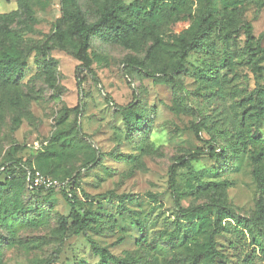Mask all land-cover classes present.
<instances>
[{"label":"rangeland","instance_id":"rangeland-1","mask_svg":"<svg viewBox=\"0 0 264 264\" xmlns=\"http://www.w3.org/2000/svg\"><path fill=\"white\" fill-rule=\"evenodd\" d=\"M19 1L0 0V15L16 12ZM242 1L233 31H212L189 54L177 77L183 93L125 64L135 60L169 73L186 18L173 31L164 29L153 51L150 40L125 49L92 37L88 54L99 85L82 73V96L80 62L56 34L65 29L60 1H29L36 18L31 31L15 23L11 41L2 42L18 47L26 65L13 88L0 90V168L19 161L59 179L76 177L78 212H89L92 221L75 234L62 222L70 214L62 196L28 192L17 166L0 177V264H264V235L251 224L264 231V187L251 159L264 143V116H258L264 71H257L264 56L247 51L244 29L250 28L252 48L264 49V0ZM78 4L94 23L98 8L90 0ZM213 9L225 18L223 0H213ZM199 72L211 73V80ZM125 106L138 110L143 126L131 127L129 115L118 111ZM237 134L246 143L235 154ZM194 153L201 156L177 172L178 199L185 209L207 207L183 219L168 169ZM216 205L225 206L228 219ZM185 234L181 246L168 241ZM209 248L213 263L205 258Z\"/></svg>","mask_w":264,"mask_h":264},{"label":"trees","instance_id":"trees-1","mask_svg":"<svg viewBox=\"0 0 264 264\" xmlns=\"http://www.w3.org/2000/svg\"><path fill=\"white\" fill-rule=\"evenodd\" d=\"M29 1L20 0L16 12L0 15V90L2 91H8L15 86L14 78L26 65L18 47L12 44L6 46L2 42L11 41V26L15 23L23 25L27 31H31V24L36 21V18ZM59 1L63 10L61 24L65 26V29L62 30L61 27H57L56 34L60 42L71 43L74 55L77 61L80 62L77 87L81 96L83 95L82 73H87L95 84L99 85L95 73L91 69L92 61L88 54L92 37L117 44L125 49L137 48L142 42L150 40L153 43L151 50L153 51L155 48L159 49L161 47L162 41L160 37L163 35L164 29L169 26L173 31L174 26L182 18H186L189 20V26L184 33L175 38L174 49L170 55L176 61L170 67L169 73L165 69L149 71L144 64H139L135 60L128 61L125 64L127 68L137 69L145 77L153 79L154 83L172 85L176 90L183 93L184 90L177 77L184 71L189 54L196 50L212 31L224 32L225 34L233 31L235 19L244 5V1L242 0H223L225 18L220 20L214 16L213 0H135L130 5H125L121 0H90L98 8V18L94 23L90 24L79 8L78 0ZM244 29L247 36V51L255 57L264 56V49L258 47L252 48V37L249 26H244ZM257 71L262 72L264 68H258ZM199 73L203 75L205 82L211 80V73ZM130 108L131 106L119 107L118 111L129 115L130 125H132L133 129L141 125L143 126L144 119L141 114L137 109ZM258 116H264L263 108L258 110ZM193 130L197 136L201 132V128L198 125L194 126ZM245 143V139L237 134L236 139L232 143L233 153L237 154L239 150L244 149ZM198 156H201V154L194 153L181 156L175 159L168 169V184L173 198L174 209L178 216L183 219L199 217L204 213V208L207 207L203 205L185 209L180 204L177 194L176 176L178 170L185 168L190 160ZM251 159L256 166L254 170L255 178L264 187V143L261 144L258 150L252 152ZM94 161L95 157L89 162L94 163ZM17 166L19 172L22 174L25 189L28 192H58L62 196L70 208L67 220H62V222L66 226L70 225L75 234L79 235L85 228L89 227L92 221L90 213L87 212L85 215H82L78 212L80 201L77 197L78 181L76 177L59 179L35 168H24L23 165H20L19 161L2 166L3 170L1 171L0 168V177L13 172ZM34 171L57 181L61 186L57 189L49 190L42 188L29 189L27 179L29 174H32ZM215 208L218 214L223 215L222 217L226 216L222 220L228 219V211L225 206L216 205ZM251 224L257 228L260 234L264 235V231L259 228L256 222H252ZM187 237L185 234L182 241L177 237H170L168 241L174 245L181 246L187 241ZM215 256V252L209 248L205 258H208L209 262L213 263ZM196 262L198 263V260ZM171 264L180 263L173 262Z\"/></svg>","mask_w":264,"mask_h":264},{"label":"built area","instance_id":"built-area-1","mask_svg":"<svg viewBox=\"0 0 264 264\" xmlns=\"http://www.w3.org/2000/svg\"><path fill=\"white\" fill-rule=\"evenodd\" d=\"M27 185L29 189L42 188L44 190L57 189L61 186L57 181L52 180L51 178L44 176L37 171L29 174Z\"/></svg>","mask_w":264,"mask_h":264}]
</instances>
